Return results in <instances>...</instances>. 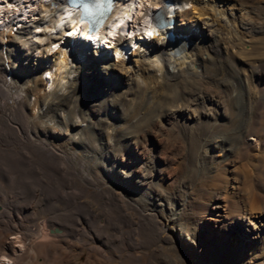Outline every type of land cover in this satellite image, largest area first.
<instances>
[{"label":"bare ground","instance_id":"obj_1","mask_svg":"<svg viewBox=\"0 0 264 264\" xmlns=\"http://www.w3.org/2000/svg\"><path fill=\"white\" fill-rule=\"evenodd\" d=\"M12 2L16 12L26 14L38 8L39 14L31 25L21 26L16 34L10 33V27L0 31V229L10 231L16 238L13 244L0 241V264L5 260L10 262L8 264H114L115 258L122 260L127 255L139 260L153 242H149L139 228L125 229L139 227L143 220L149 221L153 230L157 225L163 229L155 235L160 242L173 239L178 230L190 237L193 253L201 251L202 239L197 234L195 215L172 198L175 193L167 189L164 167L151 158L139 159V144L150 133V124L163 118L172 119L183 139L191 141L187 151L195 173L206 162L205 152L209 147L229 151L231 145L242 146L252 137L254 149L263 151L264 52L259 51L263 48L258 44L251 46L256 50L260 47V56L252 64L249 77L254 86V92L251 88L252 95L249 94L254 105L251 121L243 119L236 126L226 125L225 128L224 108L220 110L222 91L218 87L209 90L215 74H210L203 64L206 68L201 67V76L195 75L196 64L203 59L201 53L213 50L220 60L226 56V61L222 62L214 58L216 62L228 65L230 73L239 76L229 52H224L225 55L221 51H227L223 31L226 26L233 27V31L242 30L250 36L264 33V26L255 25L254 20L255 23L243 21L232 10L241 6L239 0L224 3L221 0H136L138 10L134 23L137 26L148 23L145 14L150 8L143 5L145 2L158 7L165 22L159 29L162 38L153 42L139 41L133 58L128 61L116 47L125 42L118 38L113 47L121 59L109 60L100 48H93L94 54H102L96 56L98 61H95L92 54L83 49L82 41L63 38V30L73 18L65 8L60 9L63 0H53V5L46 0ZM170 2L177 3L179 8L193 4L196 15L169 12L166 8ZM130 6L131 0L117 2L103 18L99 29L102 30L113 15L121 14L124 7L131 9ZM250 6L253 15L263 14L259 7ZM144 7V15L139 16ZM36 24L41 25V31L36 40H32ZM50 26L57 30L55 34ZM59 40H64L66 46L50 47ZM253 52L254 55L256 51ZM79 59L87 67H79ZM90 62L94 66H89ZM178 62H181L179 67ZM176 66L178 71L174 69ZM44 71H47V79L42 77ZM154 77L161 84L173 81L179 86L180 94L171 91L166 95L162 91L164 94L152 110L141 115L142 112L138 113L141 109L136 112L134 106L133 110L129 108V103H134L133 97L138 93L151 94L152 88L148 87L149 92L142 83L146 85L147 79ZM47 85L48 91H45ZM124 112L141 116H123ZM119 159L122 162L119 163ZM126 160L140 165L141 171L128 168L123 164ZM262 173L264 175V167ZM209 197L211 202L205 203V207L209 206L214 221H219L224 217L220 214V197L214 191ZM200 210L203 214L207 211ZM261 211L264 216V208ZM43 215L46 218L39 226L37 221ZM236 218L238 220L233 218L226 225L229 232L232 228L238 229L241 240L238 245L243 246L245 239L257 238V222L248 220L244 214ZM174 223L179 228L173 226ZM53 227L60 231L52 233ZM29 241L34 242V250L43 259L41 263L27 254ZM17 242L18 248L14 246ZM219 248L216 245L212 250ZM85 251L88 257L80 263Z\"/></svg>","mask_w":264,"mask_h":264},{"label":"rangeland","instance_id":"obj_2","mask_svg":"<svg viewBox=\"0 0 264 264\" xmlns=\"http://www.w3.org/2000/svg\"><path fill=\"white\" fill-rule=\"evenodd\" d=\"M221 1H223L224 3V1L226 0H221ZM261 1L264 0H255V1L246 0V2L245 0H239V5L241 6H236L235 7L236 9L234 8L232 10L235 11V13L243 21L246 20V22L249 21L252 22L254 20L255 22H257V23L252 22L255 23V25L264 26L263 25L264 2ZM252 2H254L255 4ZM147 4L150 3L145 2V4L143 5L147 6ZM251 4L254 7H259L263 11L262 12L260 10V12L263 14H261V16L253 15L254 13L250 11L252 9L249 8L251 7L250 6ZM192 6L193 4H184L182 8H179L177 6L174 9V11L176 12L180 11V13H187V16L194 17L196 15V12L193 9L194 7ZM240 7H242V9ZM229 9H231V7ZM246 9L248 11H246ZM245 11L248 13H245ZM208 23L211 24V22ZM29 25H31V23L27 22V23H23L21 26L27 27ZM5 27L3 28L5 30H7V28L10 27V33L12 34H16L19 31L18 29H20V27H16L14 29V27H11L10 24H7ZM232 29L233 27H227V26L225 30L222 29L224 30L223 45L225 44L226 46L225 48L227 49V51L225 49H221V51L223 53L229 52L228 53L229 58L232 57V59L231 58L230 59L231 61H233V64L236 66L235 69L239 71V76H237L232 72L230 73L229 70L230 67L228 69V65L226 66L216 62L215 59L221 62L222 60L226 61L225 60L226 56L223 57L224 59L222 58V60H220L221 58H218V56L216 55V53H214L213 50H209L206 53H204L203 51L201 53L203 55V59L201 60L202 62H198L197 64L195 63L197 65L196 75L193 73V69H192V74L195 75L196 77H200L201 67L207 65V71H209L210 74H215L214 75L215 79L218 78L217 80L214 79V82H212V84L209 85L210 86L209 90L213 91V89L215 90V88L217 89L218 87L222 91L221 92L222 107L220 110L224 108L222 111L225 112L226 115L225 128H227L226 125H228V127L230 126L229 128H231V126L234 127L237 125V123L240 120L243 119L247 120V122L251 121V119L254 117V105L253 102L252 101L250 102L249 100L250 98L249 94L252 95V90L254 92V86L250 81L251 79L249 77L251 76L250 72H252L251 70V67L253 66L252 64L255 62V59L258 58V55L260 56L258 52L259 51L264 52L263 51L264 33L252 34V35L250 34L249 36L246 33L242 32V30L234 29L233 31ZM0 31L2 30L0 29ZM234 36L239 40L236 39ZM158 38L159 39L162 38L159 31H157V33H155L153 36L149 37L148 39H145V41L153 42ZM253 44L254 46H252ZM256 44H258L261 48L259 46L257 50L255 48H252V47H256L257 46ZM259 48L260 49L263 48V49L258 51ZM100 49L103 51L102 53L107 55L109 60L121 59L120 56L114 53L115 51L114 47H111L109 50L104 47ZM252 49L254 50V52L256 51L254 55L252 54L253 52ZM85 50H87L90 54H92V57L94 58L95 61H98V59H96V56L99 57L102 55L101 53L94 54L95 49L93 48L92 49L85 48ZM135 51L136 48L129 50L127 53H123V55L125 56L124 60L128 61L129 58H133L132 54L135 53ZM240 57L244 61L241 60ZM247 59H249L250 61ZM79 60H81V61H77V63H79V67H84V68L87 67V65L85 64V62H83L82 59ZM203 64L205 65L203 66ZM89 66L92 67L94 66V64L90 62ZM209 67H211L212 69H210ZM221 67L223 69H221ZM174 69L175 70L177 69V71L179 70L177 66ZM174 69L173 71H175ZM147 80H148L146 81L147 84L144 85V83H142V85L145 86L147 89L148 87L149 89L152 88L151 89L152 95L150 93L149 95H144V94L141 95L140 93H138L137 95L140 96L139 97L135 96L133 97L135 98V100L133 98L131 100V101L134 100L133 101L134 103L132 102L129 103V108L134 106L133 108L137 110L136 112H138L141 109V111L138 112L140 114L142 112L141 115H143L144 112H150L152 110L151 108L156 105L155 102H157L158 99L164 93L168 95L172 93L171 91H173L177 95L180 94L179 86L177 84L175 85L173 81L164 82L163 84H161L158 80H156L155 77L152 79L149 78ZM246 83H248V85ZM249 84L251 87L249 86ZM44 89L45 91H48V85L47 87L44 86ZM163 89H165V91L166 90L168 91L170 89V92L166 91L167 92L166 93ZM224 89L228 93L227 92L225 93ZM151 90H149V92ZM250 90L251 92H249ZM141 96L143 97V99ZM139 98L141 100H139ZM141 101L143 102L142 103L143 105L139 104L141 103ZM130 104L133 105L131 106ZM138 113L131 114V112H127V113L124 112L123 116L128 114L129 116L134 115V117L131 116L132 118L140 117L141 115L140 114L138 115ZM231 115L234 117H232ZM248 115L252 117L250 118ZM171 120L172 119L164 120L162 118L161 120L153 121L150 124L149 126V129L151 128L150 133L141 141L140 143L141 145L139 144L140 147L139 159L144 157L145 159L151 158L155 162L159 163L162 167H164L163 175H164V180L166 181L167 184V189L175 193L172 198L176 200L175 201L176 203L178 202L184 205L187 211H191L195 215V219L198 221L196 230H197V234L202 239V244H201L202 250L196 254L193 253L190 237L181 234V232L178 230L175 231V234L173 235V239L169 238L168 241L160 242L159 240H157L158 237L155 238V235L157 236V232L159 231L161 232L163 231V229L157 225V227H155V229L153 230L154 226L149 221L147 222V220H143L141 221L139 227L138 226L127 227L125 230H129L133 228H136L137 230L139 228L141 231L145 233V235H147L146 238L149 240V242H153V243H151L146 247V249L141 254V258L139 260H137L133 256L127 255L122 260L115 258L114 264H253V263L259 264L260 262H264V216H262L261 214L262 212L261 210L264 208V178H263L264 175L262 173V169L264 167V150L259 152L256 149H254L252 145L255 142V139L252 137H249L246 144L244 143L242 146H237L236 144L231 145V147H229V151L220 150L216 147H209L205 152L207 158L205 160L206 162H204L202 168L195 173L196 168L194 169L193 167H191L190 157H189L190 155L188 154L187 151L188 147H190L191 141L188 140L187 138L183 139L184 137L182 136V134H179L180 133L179 129L175 125H173V120L172 121ZM247 144L249 147L246 146ZM148 152H149V156L151 157L148 156ZM180 159L182 160V162ZM118 161L120 163L121 159H119ZM179 161H180L179 164H181L180 166L178 165ZM135 163H137V161H135ZM123 164H127V167L129 166L128 168L130 169L133 168V170L135 171L138 170L141 171L140 165L134 164L127 160L123 162ZM176 164L177 167L175 166ZM152 165L150 166V168H152ZM88 190L92 191L90 187H88ZM213 191L220 197V204H221L220 214L224 216L220 218L219 221L216 222L214 221L215 216L212 215L211 212L209 211L211 210L209 209V206L208 208L205 207L206 205L205 203L211 202L212 198L209 197V195ZM60 208L62 209L63 206L60 205ZM200 209L202 210L205 209L207 211L206 213L203 214L201 213ZM239 214L240 215L244 214L248 218V220L252 222H257V224H259V231L257 232V238L251 239L249 241L245 239L243 241V246L237 244L241 241L239 239L238 229L232 228V230L229 232L228 231L229 227L226 225V223L230 222L233 218H235L234 221L238 220L236 217H239L240 216ZM45 218L46 216L43 215L40 219H38L37 223L39 226ZM99 222L100 223H98V225H101L102 221ZM173 226L179 228V226L176 223H174ZM51 232L58 233L55 232L54 230H52ZM166 232H170V231L167 230ZM228 234L230 235L229 239L227 238ZM0 241L1 242L4 241L3 243L5 244L6 243L13 244L16 241V238L15 235H13L10 231L1 228ZM28 244L29 247L27 250V254L29 256H33L37 262L41 263L43 259L42 257L38 256L37 251L34 250L33 248L34 242L29 241ZM216 245L220 246V248L216 251H213L212 248ZM14 246L18 248L19 243L18 242L15 243ZM87 255H88V251H85L84 255L81 257L79 262L83 263L85 259L88 257ZM1 260H3V258H1ZM3 262L5 264L10 263L7 260Z\"/></svg>","mask_w":264,"mask_h":264},{"label":"snow or ice","instance_id":"obj_3","mask_svg":"<svg viewBox=\"0 0 264 264\" xmlns=\"http://www.w3.org/2000/svg\"><path fill=\"white\" fill-rule=\"evenodd\" d=\"M104 0H86V2L83 4L85 12L91 13L93 11V8L99 9L103 6ZM92 5L90 7L89 5ZM149 35H152L151 32L148 33Z\"/></svg>","mask_w":264,"mask_h":264},{"label":"water","instance_id":"obj_4","mask_svg":"<svg viewBox=\"0 0 264 264\" xmlns=\"http://www.w3.org/2000/svg\"><path fill=\"white\" fill-rule=\"evenodd\" d=\"M180 64H181V62H178V63H177V66L179 67ZM54 231L57 232L58 230H57L56 228H54Z\"/></svg>","mask_w":264,"mask_h":264}]
</instances>
